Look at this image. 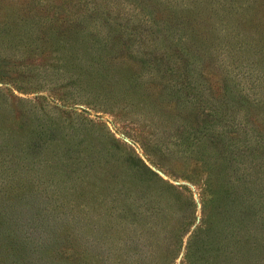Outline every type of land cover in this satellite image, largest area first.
<instances>
[{
  "label": "rangeland",
  "instance_id": "1",
  "mask_svg": "<svg viewBox=\"0 0 264 264\" xmlns=\"http://www.w3.org/2000/svg\"><path fill=\"white\" fill-rule=\"evenodd\" d=\"M33 104L102 152L68 202L47 184L17 195L28 173L11 150ZM137 158L180 186L171 219L123 223L113 183L152 178ZM210 178L243 193L217 209L216 238L201 222ZM0 181V264H264V0H0Z\"/></svg>",
  "mask_w": 264,
  "mask_h": 264
},
{
  "label": "trees",
  "instance_id": "2",
  "mask_svg": "<svg viewBox=\"0 0 264 264\" xmlns=\"http://www.w3.org/2000/svg\"><path fill=\"white\" fill-rule=\"evenodd\" d=\"M110 65H113L112 62H110ZM108 68L112 73L115 71L112 66ZM123 84H121V87L128 86L131 93L142 97L141 89L136 79L127 75ZM101 88L103 87H100L98 90L99 92H95V100L97 98L100 100L106 97V92L104 89L101 90ZM53 108L56 107L53 106ZM67 112L68 111L63 110V113ZM22 114L25 118V122L30 126V129L24 134V141L23 139L19 141V149L11 150V152H19L24 149V155L19 154L15 156V160L22 162L19 166L21 167L24 165V171H27L28 176L24 181V189L17 192V195L27 197L39 189L43 184L44 186L47 184L56 188L54 191L55 201L68 202L71 192L78 188V185H76L77 178L81 179L79 184L82 186L87 185L86 175L89 172L88 170L92 169L97 163L96 159H99L98 155L102 153L101 150L93 149L88 144H83L84 142L80 141L79 136L84 129L83 126H81L82 122L73 120L70 115L62 116L61 114L56 120L52 113L49 117V114H47V112L45 113V109H42L41 106L37 104L29 106ZM127 158L131 159L129 155H127ZM137 161L141 163L143 170L146 171L147 174L149 173L152 178H146L145 181L142 178L137 181L136 176H131L129 180L125 181L127 185L113 183V186L118 190L117 193H113V197L115 196L116 198L113 202L120 212L123 223L131 224L134 219L138 218L137 216L144 211H147V214L149 211L151 217L157 215L158 222H163L166 218L171 219L175 211L174 202H177L179 200L177 198L184 195L183 192L180 191V188H178L180 186L176 187L162 179L158 173L142 163L140 158H137ZM97 164H100V161ZM8 167L9 161L7 167H4L6 168V172L9 170L7 169ZM80 168L81 171H79ZM85 171L87 173H85ZM133 186L135 187L133 188ZM202 186L203 191L207 194V200L202 203L203 212L201 222L209 228V237L214 238L215 236L216 238V224L219 221L217 218L219 211L217 209L221 208L225 214L229 213L233 207L236 206L237 201L239 202L240 200L237 199L235 203L234 194L237 193V196L243 199L242 188L235 184L231 189L232 191L234 189L237 190L232 194L226 191V189L232 186V183L227 182L223 185H218V180L214 178L208 179V183L204 181ZM2 188H4L3 192L8 190L6 183L0 181V193ZM211 191L212 194L210 195L209 192ZM144 194L149 196L150 208L148 207V203L142 201ZM107 195L108 193L102 196L104 197L103 200L110 199ZM219 195H221V197H219ZM116 200H118L120 204L117 203ZM184 202L188 207H191V211L196 207L192 199L187 196H185ZM144 207L147 208L144 210ZM180 209L185 212V209L182 207ZM135 213L137 214L136 216ZM183 214L181 218L186 220L190 218L187 213ZM159 215H161L160 220ZM167 223L168 221L165 222V224ZM12 228H14L12 232H15V229H17L15 226ZM180 230L182 229H176L175 234H179ZM194 233L195 231L190 237L191 247L194 242L192 239L195 238ZM172 236H174V234ZM213 243L214 241H210V244L214 246ZM174 246L173 244L172 248ZM62 255L63 253L60 254V256ZM211 259V262L215 264L230 263L229 257H221L220 255H214Z\"/></svg>",
  "mask_w": 264,
  "mask_h": 264
}]
</instances>
